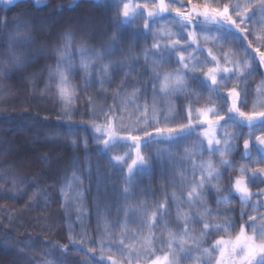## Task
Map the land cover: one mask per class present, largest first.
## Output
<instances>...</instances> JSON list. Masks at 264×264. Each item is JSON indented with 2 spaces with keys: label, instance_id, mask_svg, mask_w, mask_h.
Returning a JSON list of instances; mask_svg holds the SVG:
<instances>
[{
  "label": "snow or ice",
  "instance_id": "obj_1",
  "mask_svg": "<svg viewBox=\"0 0 264 264\" xmlns=\"http://www.w3.org/2000/svg\"><path fill=\"white\" fill-rule=\"evenodd\" d=\"M47 0H34L37 5L45 4ZM0 3L12 4L13 0H0ZM189 7L184 9L183 3L176 6V0H156L155 3L149 5L148 3L139 4L133 7L131 3H123L122 10L113 18V23L119 21L122 15L125 19L133 16L137 9H143L140 18L143 19V28L145 31L152 32V39L154 43L151 50L145 48L142 50V55L147 62L152 57V70L150 73H142L141 79L147 75V80L141 86H134L135 91L125 99V102L120 108H128V100L135 102L139 99L138 94H146L148 91V84L151 83L152 104L145 102L143 105L136 104L133 112L129 113L130 124H124L123 115L119 116L120 126H117V120L120 108H109L108 112L103 113L104 122H98L100 117L93 115L90 125L96 135L92 136V140L97 144H102L104 149L113 150L116 143L131 142L128 147L135 152L131 162L126 161L124 155L115 154L111 159L118 164H126V175L122 172L124 187L122 193L125 197L130 195L136 186V177L134 175L135 169L138 166L144 168H151L152 162L156 158L163 160L161 152L169 154V163H171V149L168 145L176 146L177 151L182 146L181 141L187 137L196 134L191 148L185 147V152L181 159L192 162V179H187V170L182 173L184 183L190 184L191 188L188 191L189 207L195 206L198 211L193 215L186 213L181 215L179 205L184 203L183 194H178L176 191L171 193V200L167 199L168 193L163 191L165 200L158 203L151 215L146 221L149 227V235L142 238L140 249L152 254L155 234L151 232L154 228L155 222L164 220L163 228L168 230L167 237V251L163 255H155L150 260V264H181V260L177 255V250L173 248L174 242L179 243V252L190 253L193 250H198V255L194 256V264H212V256L218 251L214 264H264V214L258 212V208L264 206L261 202L252 205L253 212L256 215H248V220L240 224L239 231L234 236L220 235L221 232H229L234 228L235 222L227 217L216 222L220 216L219 212L213 214L212 210L204 203L207 200L206 193L209 189H214L217 193L215 203L221 204L228 202L230 199V192H225L218 185L212 184L213 180H219L224 171L225 166H231L234 161L228 159V156L235 153L239 149V145L235 143L241 136L244 135L242 126L249 129L246 138L243 139V152L241 155L244 158L252 159L253 163L257 161L252 157L254 149H258L264 154V74H261V83L257 86V95L254 98L252 110H244L248 105V85L245 83L247 78L255 75L257 72L256 57L243 45V41L236 33L251 32V29L246 27L253 16L259 12L264 18V0H247L242 3L241 0L235 2L225 3L223 7L212 6L209 3H196L193 0H188ZM165 13H173L171 24L177 25V30H171L166 25H161L159 28L155 26L153 18L159 17ZM136 23V21H133ZM216 25L217 31L222 35L219 37L213 36L212 39L221 40L224 43H229L237 48L238 51L244 53L243 57L239 59H231L228 54L223 53V61L225 65L231 64L232 67H221V59L218 55L213 54V50H207L208 57H211L212 66L209 65V60L203 58L196 53L201 49L200 35L205 32V26ZM38 27H43V21L39 23L33 19H26L24 10L14 14L11 21L5 16L0 18V39L6 42V49L0 50V77H3L6 72L12 69L24 68L35 54L44 51L43 47L35 48V37L33 31ZM235 30V31H233ZM186 33V37H185ZM208 36L204 35L203 39L208 40ZM64 43L57 49V62L54 68L49 70V80L58 79L57 92L59 101L63 106V115L68 117V123L71 124L72 116L74 115L73 102L78 99L75 94V86H73L69 79V73L72 72L71 64V49L72 36L70 33H65ZM243 39H248L244 36ZM107 42L102 44L99 48H89L81 44L75 49L80 54L81 64L86 75L90 77L91 69L98 68L97 75L103 81L108 79L113 72L123 71L125 76L130 75L135 71L136 60L131 55L132 48L125 53L118 52L117 46L122 42L120 34L113 28L110 37H106ZM264 44V41H257ZM252 47L250 42L248 48ZM259 57V66L264 67V51L257 49ZM119 55L118 60H114L113 56ZM165 65H176L175 70L161 73L160 68ZM143 67V66H141ZM206 68V70H205ZM35 75V73H32ZM235 79L236 83L229 88L228 80ZM209 81L206 91L209 96L208 104L204 107H197L193 109L192 105L199 101L192 100L191 96L186 97L187 121L183 122L184 116L178 107H174L172 101H166V107H161L157 99V94L165 96L184 95L191 92L194 95H199L201 92L199 85L200 80ZM88 81L85 80V83ZM197 85L194 87V83ZM159 83V88H157ZM244 84L243 88L239 85ZM47 87V86H46ZM92 97H89L88 107L92 105ZM257 105H260L257 108ZM143 108V113L139 116L132 117L135 113H140ZM95 113V109H92ZM230 122L223 123L222 122ZM260 122V134L255 135L256 144H252V136L255 130L256 122ZM232 127L233 131L229 132L228 127ZM202 138V139H201ZM145 140L149 142L162 143L161 150L155 154L144 155L140 151L142 142ZM206 141L207 153L209 157L216 155L220 156L221 167H216L213 160L200 161L197 164L192 160V153L196 150L204 151L202 145ZM72 144L82 142L87 148L88 139L81 138V141L71 140ZM198 142V143H197ZM7 146V142H5ZM200 171V176L196 178V172ZM239 175L232 181L231 191L239 194V199L242 204L247 205L251 200L253 193L250 191L249 182L255 180L258 175L264 177V167L251 168L250 165H241L239 168ZM163 174V168L161 169ZM260 182L264 183V180ZM175 185V177L172 179ZM99 186V185H98ZM77 195L80 193L77 190ZM255 195H264V190ZM79 200L77 203L79 204ZM176 204V227L179 228V223L182 221L184 228L182 231H172L168 227V221L171 220V215L168 212V207ZM67 206V205H65ZM144 212L143 207L132 208L125 207L121 209L117 206V214L121 211L125 213V220H127L128 213L131 211ZM82 212L81 208L77 209ZM246 213L242 211L241 218ZM257 216H259V223H257ZM167 218V219H166ZM201 223L202 228L198 234H192L189 229L190 222ZM119 224V218L115 221ZM250 229V231H248ZM216 235V238L211 241L208 247H203L207 238ZM123 236V233L121 234ZM90 237L81 234L79 237L69 234V242L74 246L87 248L85 253L84 264H103V261H111V264H121L115 259L112 249L121 252L122 256L127 259L128 264H131V256L129 253L133 250L134 245L128 244L123 238L117 240L111 230L105 226L104 235H100L96 240L92 241L96 247H88ZM190 242L191 247H188ZM159 244H164V240H159ZM15 247L16 245H11ZM122 246V248L120 247ZM67 245L60 250L58 257L53 256L56 253L55 246L52 252L46 255L53 256L49 264H68L65 256ZM80 247L76 250L80 251ZM127 250V251H124ZM99 252V260L95 259V254ZM108 253L107 255L105 253ZM89 253L91 255H89ZM204 258V259H202ZM137 264H140L139 258Z\"/></svg>",
  "mask_w": 264,
  "mask_h": 264
},
{
  "label": "trees",
  "instance_id": "obj_2",
  "mask_svg": "<svg viewBox=\"0 0 264 264\" xmlns=\"http://www.w3.org/2000/svg\"><path fill=\"white\" fill-rule=\"evenodd\" d=\"M225 1L226 3H229V0ZM231 2L234 3L235 0H231ZM241 2L246 3L247 0H241ZM252 2L255 3L256 0H252ZM214 3L215 2L211 4ZM223 5L221 7H223ZM108 7L109 5L106 7V11L104 12L106 15V12L111 11V8L108 11ZM21 10H24L26 19H33L38 23L42 20L43 24L46 25L48 30L46 31V28L40 31L39 29L34 30V47L36 46L35 44L40 43L43 38L47 37L48 34H51L54 30H56V28L61 27L64 23L71 20L72 18L74 19L81 15L77 8L75 9L73 6L65 3V0H51V2L47 5L41 6L33 5L29 0H21L10 6L1 5L0 18L6 16L9 21H11L14 14L21 12ZM87 12L96 14L99 12V16L102 15L99 8L97 9L95 7L88 9ZM87 12L83 14H87ZM143 15L146 17L145 13H143ZM172 17L173 16L169 13H166L159 17L153 18V20L155 21V24L166 25L171 30H174L177 25L171 24ZM133 21H136V23H133ZM130 22L131 23L127 24L125 27L122 25L115 26V29L120 34L122 41V45L120 44L121 47L118 49V52L125 53L131 46V55L136 60L135 71L128 76H125L123 71H117V74L122 76V81L124 83L122 89H124V91L116 89L115 94L112 93L113 91L107 92L112 96L113 109L120 108V106L125 102V93H128V91L134 92V86H141L145 83L147 80V75L141 79V74L145 72L150 73L152 70V57H150L146 62L144 56L142 55V50L145 48H148L149 50L151 49L152 44L150 43V40L153 41V33L144 30L143 19L140 18V16L133 17ZM249 24L251 26H249ZM245 26L251 29L252 32L264 33V18H262L259 12H257V14L253 16L251 21ZM217 27L218 26L211 24L205 26V32L200 35L201 49L196 54L201 55L203 58H207L210 62L208 66H212L213 62H211V57H208L207 54V50L211 48L213 50V54L220 57L222 67H232L231 64H224L223 56L221 54L226 53L231 59L235 60L237 55L243 56L244 53L238 51L235 46H230L229 43H224L221 40L214 41L212 39L213 36L219 37L222 35L221 32L217 31ZM113 28L109 30L110 34H112ZM204 35L209 37L207 41L203 39ZM247 35L249 37L253 36L251 32H247ZM50 39H54V36L50 35L48 40ZM6 47V42L3 39H0V50H4ZM230 47L234 48L231 49ZM235 51L237 55L234 54ZM247 51L250 52L249 49H247ZM231 54H234L235 56ZM119 58V55L113 56L114 60H118ZM175 68L176 65H165L163 68H160L159 71L163 73L175 70ZM40 70L41 65L39 62V56L35 54L24 68L12 69L11 71L6 72L3 77H0V144L3 145L1 152H4V157L10 162H17V160L25 159V157L28 156V153L35 154L38 158L33 161L28 160L27 163H22L23 165L18 166L19 169L17 170H19L21 173L19 174V179H22V184L19 186L18 192L14 193L13 191H8V189L5 191L4 188L9 185V180L16 179V177H12V179L0 178V264H23L21 259H18V261L14 259L13 251L11 248L7 247L4 242H16L19 239L20 241L26 243V240L32 238L31 240L36 239V244H39L41 239H43L42 237H47V235L51 234L52 232H61V230L58 228V221L60 219L59 212L64 218H67L68 221L70 217V209L69 206L65 204L68 201L72 205L71 215L73 216L74 220L80 219V225L75 226L76 233L74 236L77 234V237H79L80 232L87 234V229L92 223L95 224L98 220L99 225H97L94 231H92V233H95L97 237L92 235L91 238L97 239L100 235H104V228L107 226L117 240L123 238L126 243L134 245L136 251L133 250L129 253L131 256V262L132 259H134L133 257L136 255L137 258H139V261H141L140 263H142L144 261V256L149 254L140 249L142 238L148 236L150 231L149 229L145 230L144 225L140 223L142 221H146L147 217L149 216L146 209L144 208V212H139V214H142L143 219L140 217L138 218L137 211L134 213L131 227H128L126 221L122 220L125 218L124 216L119 221H122L123 224L127 226V229H122L121 233L118 231L116 232L115 229L118 224H116L115 221L118 214L115 212L105 211L103 205L107 202L101 199L98 200L95 191L97 190L96 184L102 183L103 181L105 188H108L110 191L112 188L115 191V193H112L110 198L113 202L116 200L117 202H121V205H129V207H131L132 204L138 203L137 200L134 199L135 196H142L139 193H149L150 179H148V175L146 174L147 171H149V168L140 167L135 170L134 175L136 177V186L133 192L125 197L122 193L124 183L121 173L123 172L125 175L127 173L126 169L124 171H121L120 169V167L124 166L125 164H116L115 162H112L109 156L115 154L124 155L125 152L128 151V145L130 142L118 141L113 150L109 151L104 149L102 144H97L93 141L90 143L92 145L89 149H83L82 151L79 146H72V143L69 141L66 143L61 138H57V135H62L61 133H64L65 135L72 138V131L75 127L83 130L86 137L89 139H92V136L96 134L89 124L82 125V123L77 124V122H71V124H69L67 116H64L61 112L60 113L63 116L57 113L56 109H60L61 107L57 106L56 108V105H53L52 103V98L47 95L45 96L41 92L43 86L40 82ZM32 73H35V75H32ZM250 79H252V77L247 78L249 81ZM247 80L245 83H249V87L250 82H247ZM255 82H258L257 79H255L251 84V89L253 86H255L257 89L258 85L256 86ZM234 83H236L234 78L229 79L228 87L231 88ZM208 84H210L209 81H204L203 79L200 80L198 86L200 87L201 92L199 95H194L189 92L185 93L184 95L165 96L158 93L157 99L161 107H166V101H172L173 106L178 107L181 110V104H185V116L183 115V122H186V109L188 106L186 97L191 96L193 99L194 96H196V98H199L200 96H208L206 91ZM196 86L197 85L194 87ZM127 87L128 89H126ZM239 87L243 88L244 84H240ZM151 88L152 85L149 83L146 94L139 93V99L135 100V102H130V100H128L129 106L127 109L120 108L118 118L116 120L117 126H120L121 123L119 119L120 115H123L124 117V124L128 125L131 123L129 119V113L133 112L132 110L136 104L142 105V103L145 102H147L149 105L152 104ZM157 88H159V83H157ZM256 93L253 96L254 98L256 97ZM107 99H111L109 95H107ZM207 100H209V97H207V99L205 97L200 103H203ZM248 101H250V99ZM142 113L143 108H141L140 113H135L133 115L132 120L135 119V116H139ZM223 123L230 122L225 121L222 122V124ZM259 124V121L256 122L253 133L254 136L260 134ZM242 128L244 135L241 137H244L247 135V131L245 126ZM79 136L80 133L75 137L76 140H78ZM195 137L196 134H193V136L183 139L181 141L182 146L179 147L178 151L175 145H168L169 149H171L172 161L169 164L170 174H173L172 169L176 167L178 173H183L184 170H187V178H189L190 172L188 170L190 167H192V162L181 159V157L185 152V147L191 148L193 146ZM5 142H7V146L5 145L6 148L4 150L3 147ZM143 145L144 150H150L153 147H156L157 149L162 148V143L157 142L145 141ZM260 154L264 156V154ZM52 155L55 157L52 158ZM254 156L255 155L252 154V157ZM166 157L167 153L164 157L165 163L169 162V160H167L169 155L167 159ZM195 158L196 157L193 158L192 156V160L197 163L198 161H196ZM249 159L250 158H244L243 156L239 158V160ZM77 160L80 164L75 162ZM185 161L188 163L189 168H187L185 165ZM49 179H64V185L56 186L55 184L54 189L58 190V193L56 194L57 200H55V202H49L46 198L48 195L41 194L42 188L40 187L37 191V198L39 195L40 198H42L38 201H34L37 198L34 199L32 193L34 192L36 184H44ZM216 181L213 180L212 183ZM217 184L219 186L220 182L217 181ZM250 184L251 182H249V185ZM77 190L80 193L79 196L77 195ZM49 192H52V189ZM233 199L240 205H244L235 197H233ZM77 200L80 201L79 204L77 203ZM99 201H102L103 203L100 204ZM213 205H216L217 208L220 205L221 208L223 206L226 208L220 212V216L216 221L217 223L225 218V212H227L228 218L231 216H236V209L231 210L229 208L230 206H233L231 201L221 203L219 205L213 202ZM78 208H81L83 211L78 212ZM214 208L215 207H212V210ZM190 209H192V207H187L184 209V211ZM99 210L102 211L100 212ZM128 218H130V216H128ZM20 220H22V222H20ZM164 222L158 221L154 228L151 229V232L155 234L153 238L154 243L152 245L153 252L159 251L162 248L161 246L167 245L168 230L163 228ZM176 223L175 214L172 219L168 221L169 229L175 231ZM83 226L84 228L80 230L79 228H82ZM129 231H131V234L128 238L126 233ZM122 233L123 236L121 235ZM224 233L225 232H222V234ZM159 240H164L165 243L159 244ZM63 242H65V240H63L62 243ZM120 247L122 248V246ZM167 250L168 249L164 251ZM177 252L179 253V251ZM114 255L117 256V261L121 262V264V259L127 262V259L122 256L121 252L115 251ZM118 257H120V259H118Z\"/></svg>",
  "mask_w": 264,
  "mask_h": 264
},
{
  "label": "rangeland",
  "instance_id": "obj_3",
  "mask_svg": "<svg viewBox=\"0 0 264 264\" xmlns=\"http://www.w3.org/2000/svg\"><path fill=\"white\" fill-rule=\"evenodd\" d=\"M21 0H13V3L19 2ZM26 1V0H25ZM30 2H32L33 5L36 6H41V5H47L48 3L51 2V0H47V2L45 4H40L37 5L34 3V0H29ZM131 3L133 5V7H135L136 5L139 4H144V3H148L149 5H151L152 3H155L156 0H65V3H68L69 5L73 6L75 9L77 8L78 11H80L81 15H79L76 18H72L71 20L67 21L66 23H64L61 27L56 28V30H54L51 34H48L47 37L43 38L40 43L35 44V48H40L43 47L44 51L38 53L37 55L39 56V62L41 65V70H40V82L43 86L42 88V94H44L45 96H49L50 98H52L53 100V105L61 107L60 109H56L57 113L62 115L63 114V106L59 101V97H58V92H57V83H58V79H53V80H49V70L50 68H54L55 64L57 62V49L60 48L64 43H66L64 36L65 33H70L72 36V49H71V64H72V72L69 73V79L70 82L73 86H75V94L78 97V99L74 100L73 102V110H74V115L72 116V121L73 123L79 124L82 123V125H88V123L86 122H90L91 119L93 118V115L95 114L96 116H99L100 119L98 122L103 123L104 122V117H103V113L104 112H108L109 108H113V102H112V96L110 94H108L107 92L109 91H113L112 93L115 94L116 89L122 90L124 91V89H122V86H124V83L122 81V76H120V74H117V72H113L110 77L108 79H104L103 81L101 80V78L96 74L98 68H94L91 69V75L90 77L88 75L85 74V72L83 71V69L80 67L81 64V57L80 54L75 51L76 48H78L81 44H84L85 46L89 47V48H99L102 44L106 43V37H110L111 34L109 33V30L115 26H126L127 24L131 23L130 21L132 20L133 17H137L140 16L141 12H143V9H137L135 14L131 17H129L128 19H125L122 15L119 17V21L116 22L115 24L113 23V18L117 16V13L120 12L122 10L123 7V3ZM193 2L196 3H209L212 6H219L221 7L223 4L226 3L225 0H193ZM215 2L214 4H211ZM176 6H180L181 3H183L184 5V9L187 10V8L189 7L188 5V0H176ZM12 4H5V3H0V6H10ZM109 5L108 7V11L111 8L110 12H106L107 15L104 13L106 11V7ZM77 6V7H76ZM99 8L100 13L102 14L101 16H99V12L98 14L96 13H88L87 10L91 9V8ZM102 7V8H100ZM102 9V10H101ZM87 14H83L86 13ZM146 14V13H145ZM166 14V13H165ZM168 14V13H167ZM170 15H172L174 17L173 13H169ZM155 26L157 28H159L161 25L159 24H155ZM249 26H251L249 24ZM46 28V25L43 24V27H38L37 29L40 30H44ZM178 26L174 29L177 30ZM46 31L47 28H46ZM235 31V30H233ZM50 33V32H49ZM237 35L240 36L241 40L243 41V45L246 49H249L252 56L256 57V65H257V72L255 75H252L250 77H252V79L247 80V82H250V86L248 87V100L250 99V101H248V105L246 106V108L244 110L249 111L252 110L253 107V102H254V95L256 93V88L255 86L252 87L251 89V84L254 82L255 79H257L258 82H255L256 86L259 85L261 83V74H264V67L259 66V57L257 54V49L259 51H264V44L258 43L257 41H264V33H259V32H252L251 34H253L252 37H249L246 33L240 34V33H236ZM33 35H34V31H33ZM52 35L54 36V39H50L48 40V37ZM244 36H247L248 39H243ZM185 37H186V33H185ZM53 38V37H52ZM38 42V41H37ZM36 42V43H37ZM252 43V47L248 48L249 43ZM150 43L153 44V41L150 40ZM122 45V42L120 43ZM120 44L117 46V49H120ZM231 46V44H229ZM231 49L234 47H230ZM151 50V49H150ZM235 55L236 51L234 52ZM231 54V55H234ZM234 55V56H235ZM244 55V54H243ZM243 56L237 55V57H235V59H239ZM175 66V65H174ZM222 67V66H221ZM85 80H87L88 82L85 83ZM194 86H195V82ZM247 85H249V83H247ZM47 86V87H46ZM125 88V87H124ZM128 89V87L126 88ZM125 89V90H126ZM133 93L129 92L125 93L126 98L130 96V94ZM107 95L110 96L111 99H107ZM257 95V93H256ZM43 96V95H42ZM89 97H92V105L90 107L86 106L88 105V100ZM209 97V96H203V97H199L196 98V96L193 97L192 100L194 101H199L198 103H194L192 105L193 109L197 108V107H204L208 104V100L200 103L204 100V98ZM130 102H132L130 100ZM129 102V103H130ZM144 103H142L143 105ZM182 105V113L185 116V104H181ZM260 105H257V108H259ZM95 109V113H93L92 109ZM108 108V110H107ZM188 108V106H187ZM133 111V110H132ZM62 114H61V113ZM186 114H187V109H186ZM63 116V115H62ZM118 118V116H117ZM116 123V121H115ZM243 127V126H242ZM74 130L72 131V138L70 136L65 135L64 133H61L62 135H57V138H61L64 142H70L71 140H76V136L77 134L80 133L81 138L86 137L85 132L83 130H80V128H73ZM246 129V134L248 133L249 129ZM227 130L229 132H232L233 129L232 127H228ZM80 136L78 138L79 141H81ZM247 135H245L244 137L239 138L238 140L235 141L236 144L239 145V149L238 151H236L235 153H232L231 155L228 156V159L231 161H234V163L229 167V166H225L226 170L223 173V176L221 177L222 179H219L217 181L220 182L219 187L221 189H223L225 192H230V199L229 201L232 202L233 206H230L229 208L231 210L236 209L235 215L236 216H231L229 217L231 220H233L235 222L234 228L230 229L229 232L222 234V232L220 233V235H224V236H229L232 235L234 236L236 232L239 231V227L241 223H244V221L248 220V215H256L255 212H253L252 210V205L257 204V202H261L262 204H264V195H255L258 192H261V190H264V183L260 182L261 180H264V177H260L258 175V177L255 180L250 181L251 184L249 185L250 187V191L253 193L251 200L249 201V203L247 205H240L238 202H235L233 197H235L238 201H240L239 199V194L235 193L234 191H231V184L229 182V177L232 178V181L234 182V179L237 175H239V171L238 168H240L241 165H250L251 168H257V167H264V156H262L260 153V151L258 149H254L252 154H254V159L257 161V163H253L252 159L249 160H239V158L242 156L241 153L243 152V139L246 138ZM88 139V146L87 148H85L84 144L82 142H79L77 144H72V146L78 147L83 151V149H89L91 147L93 140L89 139L88 137H86ZM202 139V138H201ZM252 143L253 145L256 144L255 141V136H252ZM77 140V141H78ZM147 141V140H145ZM144 141V142H145ZM144 142H142L141 147H140V151L142 154L144 155H148L150 153L155 154L157 151L161 150L157 149L156 147L149 149H143L144 147ZM71 143V142H70ZM131 143V142H130ZM68 145V144H67ZM2 144H0V152H1V148H2ZM204 151L201 152L199 150H196L192 153L193 158H195L197 162V164L200 163V161H207L209 159H212L215 166L216 167H221L220 165V156L217 153L216 155L209 157L208 153H206V149H207V143L206 141H204L203 145H202ZM4 150L6 148L5 143H4ZM128 155L126 156V160L127 162H131V158L134 157L135 152L131 149L128 148L127 151ZM2 155V156H1ZM0 155V178L2 179H12V177H16V179L13 180H9L8 183L9 185L5 188V191L8 189V191H13L14 193L18 192L19 190V186L22 184V179L20 178L21 174L19 172V165H23L22 163H27L28 160L33 161L37 158V155L35 154H30L28 153V156L25 157V159H20L13 162L8 161L5 157H4V152L2 151ZM161 155L163 156V160H161L160 158H156L153 160L152 162V167L149 168V171H147V175H148V179H150L149 181V193L148 194H142L139 193L138 191H136L137 193L141 194L142 196H135L134 199L137 200L138 203H134L131 205L132 208H138V207H143L146 209L148 215H151V212L154 210L155 206L158 203H161L165 200V196L163 195V191L166 190L168 193V197L167 199L171 200V193L173 191H176L178 194L182 193L183 194V200L185 201L184 203H181L179 205L180 207V213L181 215H184L186 213H191V214H195L198 209L195 206H192V209L184 211V209H186L187 207H189L188 203H186V201L188 200L187 197V193L191 188L190 184L184 183L183 180V176L182 173H178L176 167H174L172 169L173 174H170L169 171V162H164V157L166 155V153L161 152ZM168 153H167V157H168ZM55 157L54 155H52V158ZM110 158L112 156H109ZM166 157V159H167ZM52 158L50 157V159L52 160ZM112 160V159H111ZM169 160V157L168 159ZM241 161V162H240ZM243 161V162H242ZM76 163H79L78 160L75 161ZM112 162H115L112 160ZM262 164H261V163ZM117 164V162H115ZM80 164V163H79ZM260 164V165H259ZM126 165V164H125ZM121 166L120 169L121 171H124L126 169V166ZM185 165L188 167V163L185 161ZM17 166V167H15ZM69 166V165H68ZM67 166V168H68ZM142 166H138L135 170H137L138 168H140ZM163 168V174L161 173V169ZM191 168H189V172H190V176L189 178H187L188 180L192 179V173H191ZM200 176V171L196 172V178L198 179ZM173 177H175V181L176 184L174 185L172 183V179ZM64 179H49L46 183H42V184H36L34 192L32 193V196L34 199L37 198V191L38 189L41 187L42 191L41 194H47L48 197H46L48 199L49 202H55V200H57V193L58 190L54 189L55 184L56 186H62L65 183H63ZM57 181V182H56ZM216 181V180H215ZM217 181L212 183L214 185H218ZM82 183V182H81ZM99 185V186H98ZM222 185V186H221ZM97 186V190L95 191L96 197L107 203H105L103 205L104 210L107 212H115L117 213L116 209L117 206H119L121 209L125 208V207H129V205H121V202H117L116 200L113 202L110 198L112 196V193H115L114 189L111 188V191L108 190V188L104 187V183L102 181V183L96 184ZM52 192H49L51 191ZM117 195V194H116ZM148 195V196H146ZM206 196L208 197L207 200L204 202L206 205H208L207 207H209L212 210V207H215L212 212L213 214H215V212H221L223 210H225L226 208L223 206L221 208V205L218 206V208L216 207V205H213V202H215L216 198H217V193L215 192L214 189H209V191L206 193ZM117 197V196H116ZM32 198V199H33ZM42 198V197H41ZM40 195L39 197L34 200V201H38L41 199ZM120 198V197H118ZM141 198V199H139ZM111 201V202H110ZM100 204H102V201H99ZM65 204H67L69 206L70 209V217L67 221V218H64L63 215L59 212L60 215V219H59V224H58V228L61 230V232L57 233V232H52L51 234H48L47 237H42L43 239H41L39 244H36V239L35 240H31L32 238H29L28 240H26L27 242H23L20 241L19 239L16 242H9L6 241L4 242V244L11 248V250L13 251L14 255V259H16L18 261V259H21L23 264H49V262L53 259V256H57L59 255V252L61 249H63L64 245H67V249L65 250V256L64 259H66V261L68 262V264H84L85 261V253H87V248L85 247H80V246H74L69 242V234L71 233L73 236L76 233V229L75 226H79L80 225V219H76L74 220L72 214V205L71 203L66 202ZM236 205V206H235ZM87 208V207H86ZM100 212L102 210H99ZM245 212L246 214L243 216V218H241V213ZM136 211H131L128 213V216H130V218L127 217V220H125V218H123L125 216V213L123 211H121L117 218H120L119 220H124L127 223L128 227H131V223L133 221V216L134 213ZM168 212L171 215V219L172 217L176 214L177 212V206L176 204H172L170 207H168ZM258 212L260 214H264V206L259 207L258 208ZM97 215V214H96ZM137 216L138 218L140 217L142 218V214H139V211H137ZM148 216V217H149ZM24 217V216H23ZM86 217V215H85ZM147 217V219H148ZM167 219V218H166ZM164 222V220H159ZM217 221V220H216ZM20 222H22V220H20ZM158 222V221H157ZM157 222H155V225L157 224ZM173 222V221H171ZM142 223V222H140ZM257 223H259V216H257ZM145 227V230H148L149 227L146 223H142ZM99 225V222L97 220V222L95 224H91V226L87 229V234L84 232H80L79 236L81 234L86 235L87 237H90L92 235L96 236L95 233H92V231H94V229L96 228V226ZM127 226L123 224L122 221H120V223L117 225L116 227V232H122V229H127ZM84 228V226L82 228H79L80 230H82ZM184 228L183 222L181 221L179 223V228L175 227V231H182ZM198 228V229H197ZM202 228V224L201 223H196V222H190L189 224V229L190 232L192 234H198L200 229ZM248 231H250V229H248ZM79 232V231H77ZM147 232V231H146ZM127 237H130L131 231L127 232ZM77 236V234L75 235ZM97 237V236H96ZM216 238V235L213 234L212 236L208 237L206 242L203 244V247H208L209 244L211 243V241H213ZM65 240V242L62 243V241ZM96 240L95 238H91V240L89 241L88 247H96V245L94 243H92V241ZM67 242V243H66ZM11 245H16L15 247H12ZM53 246H55L56 249V253L53 254V256L50 255H46V253H50L52 252ZM188 247H191V244L189 242L188 245H186ZM80 247V251H77L76 248ZM162 248L159 251H154L152 252V254H148L144 256V261L140 264H150V260L153 259L155 257V255H163V251L167 249V245L161 246ZM173 248L176 249L177 251H179V243L178 242H174L173 244ZM27 250V251H26ZM26 251V252H25ZM114 254H115V247L113 248ZM136 251V250H134ZM161 251V252H160ZM160 252V253H159ZM27 253V254H26ZM106 255L108 254L107 252L105 253ZM89 255H91L89 253ZM177 255L179 256L180 260H181V264H194V256L198 255V250H193V252L190 253H181V252H177ZM218 255V251L215 252L212 256V264H214L215 262V258ZM100 257V253L97 252L95 254V259L99 260ZM117 256H115V259ZM134 259H132L131 264H137L138 262V258L135 255V257H133ZM118 259H120V257H118ZM204 259V258H202ZM122 260V264H128L125 260ZM141 262V261H139ZM103 264H111V261H103Z\"/></svg>",
  "mask_w": 264,
  "mask_h": 264
}]
</instances>
